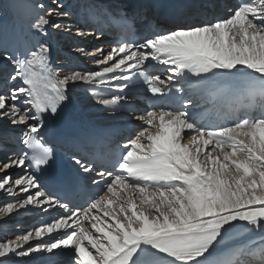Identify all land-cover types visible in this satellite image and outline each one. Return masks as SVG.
<instances>
[{
  "label": "snow or ice",
  "instance_id": "snow-or-ice-1",
  "mask_svg": "<svg viewBox=\"0 0 264 264\" xmlns=\"http://www.w3.org/2000/svg\"><path fill=\"white\" fill-rule=\"evenodd\" d=\"M51 3L56 7L35 5L41 11L32 28L44 36L65 26L57 17L69 15L60 0ZM229 13L121 40L107 52L80 49L98 57L93 71H52L46 43L0 52L12 69L10 80L22 83L0 92V121L22 126L27 148L0 161V192L24 194L0 205V220L21 210H64L15 239H0V264L56 250L70 255L71 264H264V0H238ZM117 23L122 34L135 32L131 19ZM229 77L244 78L239 104L226 113L234 124L210 130L189 111L195 104L191 94L184 95L185 85L193 89ZM141 83L153 106L135 117L144 126L123 144L111 168L73 157L102 185L83 205L53 196L34 173L15 179L7 174L29 163L43 174L55 163L44 140L45 119L69 99L70 85L87 86L97 104L116 110L126 107ZM237 227L258 233L249 242L256 248L218 252Z\"/></svg>",
  "mask_w": 264,
  "mask_h": 264
},
{
  "label": "bare ground",
  "instance_id": "bare-ground-1",
  "mask_svg": "<svg viewBox=\"0 0 264 264\" xmlns=\"http://www.w3.org/2000/svg\"><path fill=\"white\" fill-rule=\"evenodd\" d=\"M63 1L64 0H60V2H62V4H63ZM35 2H42V3H44V2H51V1L50 0H5V5L7 7V10H8V14L9 15H11V16L14 15V16L18 17V15H15V13H13L14 10H16L17 12H19L23 16L21 18L24 21V23L28 26V24H30V23L32 25V23L34 21V14L36 13V10L38 9V8L35 7V5H36ZM20 19L17 20L16 23H17V26H19V28H20L21 34H24L23 32H24L25 25L21 22ZM196 21H198V19ZM1 22L2 23H6L7 22V18H3L1 20ZM66 28L70 29V28H73V27H71L70 25H68V26H66ZM5 29L6 30L2 34H0V46H2V47H4V45L7 46L8 40H9L8 39V36H10L11 34L14 35V31L12 30V26L9 25ZM74 29H75V31H72V32L67 31V32H69V34H70L69 38H71V39H69V41H68V39L67 40L65 39V43H63V45L67 46L65 48H67L68 51H71L75 55L81 57L85 62H87L88 64H90L91 67H94V64L92 62V59H90V57L88 55L82 53L80 51V48L79 49H75L73 47V44H71V42L74 41V40H76V39L80 43H83L84 42V40H82V38H77V37H86L87 36V39L88 38L90 39V38H92V36L94 34L93 33L85 34L83 31H81V30H79L77 28H74ZM33 30H35V29H33ZM63 31L64 30H61L59 32H56L52 28H49L48 29V34L44 37V40L43 41H44V43L47 44V46L50 49L49 58H51V56L53 54H55V52H56L55 47L54 46H51L52 43L59 44L58 46H60V44H61V42L56 41V40L59 39L58 36H57V34L58 35L60 34V37H65L66 36V34L63 33ZM28 34H29V32H28ZM15 35H14V37H15ZM31 42H32L31 40H30L29 43H28V41H25V43H26L25 44V47H22V48L19 45V43H16L14 45V49L16 51L23 52L26 49L32 48V45L33 44H31ZM49 62H50V59H49ZM49 66H50V64H49ZM62 67H66L67 68V65L64 64V66H62ZM50 68H51V66H50ZM68 71H69V69L67 68L66 71H63L62 72V74L63 75L64 74H70L71 71H69V72ZM71 86L72 85H70L69 88ZM70 93L72 94V97L68 100V104L70 106H73V107L78 106V108L82 112H85V109H88L91 105H93V104L95 105L96 104V100L91 95L90 92H83V94H78V93H74L73 91L70 90ZM94 113H96V112L95 111H89V113H88L87 116L88 117L89 116H93ZM5 123H8V121L7 120L0 121V127H2L3 129H6ZM11 127L12 128H8L7 127L8 128L7 131L8 130H11V129H19L22 126H13L12 125ZM142 127H143V125H142ZM7 131L4 132V130H2L0 128V133H1L0 134V138L3 137ZM7 147H9V146H7ZM12 149L13 148L10 147L8 149V151H10ZM1 153L2 152L0 151V155H1ZM9 155H12V154H9ZM11 168H13V170L10 171V174H12V175L15 174V175L22 176V175L25 174L24 169H21V168H18V167H11ZM0 173H2V172H0ZM23 195H24L23 193H19L17 196L13 197V200L14 199H20ZM54 210H59L60 211V209H54ZM43 213H42V211L40 209H33L31 211L21 210L20 211V214H15L14 213L11 218H5V219L0 220V233L1 232H6L7 234L8 233H10V234L15 233L14 234L15 237H11L10 238V239H15L16 236L22 235L26 231L31 230L33 228L32 226L34 225V222H35V221H32V218L34 216L38 215V214H43ZM48 216H50V215H48ZM40 217H42V216L40 215ZM21 222H22V226L17 227L15 229H10V228H12L13 225H15L17 223H21ZM253 236L258 238V233H255ZM4 238H8V237L6 235H4ZM0 239H3V238H0ZM32 243H36V241H33ZM25 247H27V245H25ZM60 251L61 250H56V252H57L56 255L49 254V253H36V254H33V255L29 256V257H18L17 256L14 259H15L16 264H61L65 259H64V254H59ZM63 251L64 252H68L69 250H63Z\"/></svg>",
  "mask_w": 264,
  "mask_h": 264
},
{
  "label": "rangeland",
  "instance_id": "rangeland-1",
  "mask_svg": "<svg viewBox=\"0 0 264 264\" xmlns=\"http://www.w3.org/2000/svg\"><path fill=\"white\" fill-rule=\"evenodd\" d=\"M51 1V0H50ZM38 3H42V2H35V4H38ZM60 3H62V2H60ZM44 4L46 5V6H51V7H56L55 5H53L51 2H44ZM64 10H65V7H64ZM41 10H39V9H37L36 10V13L34 14V20H35V18H36V16H37V14L40 12ZM3 18H7V22L6 23H2L1 22V20L3 19ZM64 18V19H63ZM57 20H63V22H64V27L63 28H61V29H59V30H57V29H54L56 32H59V31H61V30H64L63 31V33L64 34H66V36L67 35H69L70 36V34H69V32H72V31H75V26L72 24V22L70 21V19H69V17L68 16H65V17H57L56 18ZM17 18H15V16L14 15H9L8 14V10H7V7H6V5H5V0H0V34H2L6 29L5 28H7L9 25L10 26H12V30L14 31V35H15V37H14V35L13 34H11L10 36H8V44H7V46H5L4 45V47H2V46H0V52H3L5 49H7L9 52H13L12 51V49H13V46L16 44V43H19V45L21 46V48H22V45L24 44V42H25V40H31L32 38H34L35 39V41H36V44H41L42 43V41H43V37H45V36H43L42 37V35L41 34H37V32L35 31V30H33L32 29V25H31V23L30 24H28V26L24 23V21H23V24L25 25V27H24V34H21V31H20V28H19V26H17ZM68 25H70L71 27H73V28H70V29H68V28H66V26H68ZM27 28V29H26ZM35 31V32H34ZM67 31H69V32H67ZM28 32H29V34H28ZM32 32V33H31ZM25 35V36H24ZM33 35V36H32ZM57 36H58V38L59 39H64L63 37H60V34L58 35L57 34ZM85 36V35H84ZM93 37H94V35H93ZM17 38V39H16ZM77 38H82V40H84V41H86V42H89V44H92V43H94V42H96V43H99L98 41H100V39L98 40L97 38V36L94 38V39H92V38H88L87 39V36L86 37H77ZM58 39V40H59ZM2 40V39H1ZM94 41V42H93ZM61 42H64L63 40L61 41ZM101 42V41H100ZM2 43V42H1ZM65 47H67V46H65ZM73 47L75 48V49H78V48H76V46L75 45H73ZM81 49V48H80ZM94 49H95V47L93 48V51H87L86 50V52L87 53H92V52H94ZM14 52H18V51H16L15 49H14ZM20 52V51H19ZM71 52V51H70ZM89 57H90V59H93L94 58V56H92V55H88ZM97 58V57H96ZM7 64V65H6ZM3 65H6V66H8V68H10V65L5 61V60H3V58L2 57H0V70L1 69H3L5 66H3ZM62 66H64V64L62 65ZM60 64H58V68H62V69H58V71H57V73H60L62 76H63V74H62V72L63 71H66L67 70V68L66 67H62ZM3 67V68H2ZM4 70H7L6 68L4 69ZM69 72V71H68ZM5 126H6V129H3L2 127H0L2 130H4V132L5 131H7V129L8 128H12L11 126V124L8 122V123H5ZM8 127V128H7ZM1 134V133H0ZM7 155H4V156H2V154L0 155V161H3L4 160V158L6 157ZM11 170H13V168H9L8 170H7V174H9V175H11L12 177H13V179H15V178H19L20 177V175H12V174H10V171ZM5 173H0V176H2V175H4ZM13 200V197H8V195H7V193H4V192H0V205H3L6 201H12ZM39 216L41 215V214H38ZM38 215H36V216H38ZM33 221V220H32ZM21 224V225H20ZM20 226H22V222L21 223H17V224H15V225H13L12 226V228H10V229H15V228H17V227H20ZM34 226H36V223L34 222V225L32 226V227H34ZM15 233H12V234H10V233H6V232H1L0 233V238H4V235H6L8 238H11V237H15V235H14ZM17 237V236H16Z\"/></svg>",
  "mask_w": 264,
  "mask_h": 264
}]
</instances>
